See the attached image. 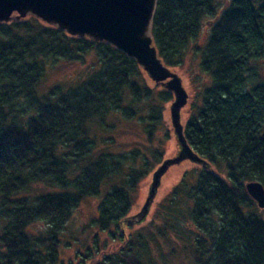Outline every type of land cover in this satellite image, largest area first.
<instances>
[{"label": "trees", "instance_id": "trees-1", "mask_svg": "<svg viewBox=\"0 0 264 264\" xmlns=\"http://www.w3.org/2000/svg\"><path fill=\"white\" fill-rule=\"evenodd\" d=\"M229 1L217 12L215 0H156L157 56L180 67L190 49L208 77L182 127L209 166L185 170L151 219L127 236L132 193L165 153L172 93L103 41L33 16L0 23V264H65L60 235L91 196H101L84 228L91 246L67 264H172L179 253L189 264H264V209L245 188L255 180L264 188V82H249L264 56V0ZM207 17V39L197 45ZM59 63L78 64L83 76L42 90ZM128 123L142 140L111 150ZM36 183L49 190L20 196ZM35 224L43 228L31 231Z\"/></svg>", "mask_w": 264, "mask_h": 264}, {"label": "water", "instance_id": "water-1", "mask_svg": "<svg viewBox=\"0 0 264 264\" xmlns=\"http://www.w3.org/2000/svg\"><path fill=\"white\" fill-rule=\"evenodd\" d=\"M155 4L156 0H0V23L33 16L69 35L103 41L134 59L151 81L172 93L169 117L178 150L172 158H163L152 171L142 207L122 221L130 225L145 220L170 165L188 159L194 164L209 166L184 137L180 116L188 94L178 74L157 56L151 36ZM245 188L255 204L264 209L263 185L257 180L247 181Z\"/></svg>", "mask_w": 264, "mask_h": 264}, {"label": "rangeland", "instance_id": "rangeland-1", "mask_svg": "<svg viewBox=\"0 0 264 264\" xmlns=\"http://www.w3.org/2000/svg\"><path fill=\"white\" fill-rule=\"evenodd\" d=\"M216 2V11L219 12L226 8V6L229 4V0H215ZM27 17V16H26ZM212 18H206L201 23V29L197 41V45H202V43L207 39L208 36V30L211 26V20ZM178 76L181 78L182 85L187 92V102L184 107L181 109V123L184 125L186 119L190 115V105L194 101L196 92H198L202 83L204 85L208 81L207 75H203L198 68V55L192 54L191 50H188V53L186 54V58L182 66L180 67H174L172 68ZM82 69L78 64H71V63H59L55 69L47 71V76L44 79V81L41 84V89L46 90L48 87L56 84H70L74 81L78 80L82 74ZM253 74L250 75L249 82L250 84L253 82H256L258 84H261V82H264V56L259 58L257 62L253 65ZM153 82V81H152ZM173 100V96H171ZM170 102L167 103L165 112H164V129H168L169 131V137H167V141L164 145V156L163 158L174 156L177 153L178 150V143L176 140V137L173 133V127H171V121L169 117V106ZM142 133L139 128V126L135 123H128L122 125L117 133L114 134V141L115 143L109 147L111 150H120L123 149L130 144H134L142 140L141 137ZM160 164V163H159ZM159 164H157L154 168H156ZM195 166H198L197 164L192 163L190 160L186 159L181 161L179 164L170 165L166 173L164 174L163 178L161 179L160 186L157 189L156 196L150 206V209L148 210V214L145 218V220L139 224H124L126 225V228L123 229V232H121L123 235L127 236L129 233H132L137 229V227L141 226L146 223L147 220L151 219V216L153 214L154 208L162 197L171 189V187L177 183V181L180 179L182 173L185 170L191 169ZM153 168V170H154ZM152 170V171H153ZM152 171L144 178L142 181L138 184L134 192L132 193L133 196V203L131 206V209L129 212V215L137 213L140 208L143 205V202L147 196L148 187L150 184L151 179V173ZM49 190V187L45 185L44 183H36L33 185H30L27 192L24 194H21L20 196H34L39 194L40 192H46ZM103 191V189H102ZM103 192H101V195ZM19 196V197H20ZM100 197H86L82 200V203H80L79 207L72 213L71 219L65 224V227L61 233L62 243H61V261L65 264L70 260L74 262V258L78 257V253L82 254L84 253V246H91L92 243V236H90L91 232L84 231V228L86 224L90 223L91 219L95 218L97 216V202H99ZM4 221L0 219V229L3 226ZM43 226L41 224H35L32 225L29 229L31 231H38L41 230ZM93 230V229H91ZM104 238H106V235H103ZM75 238L79 239V243H72V245L64 247V241L71 240L74 241ZM110 245L106 249L105 252L111 251L115 249L119 245V240L115 241H108ZM84 245V246H82ZM2 249L0 248V251ZM174 260H170L172 264H189V254L185 253H179L175 256H173Z\"/></svg>", "mask_w": 264, "mask_h": 264}]
</instances>
